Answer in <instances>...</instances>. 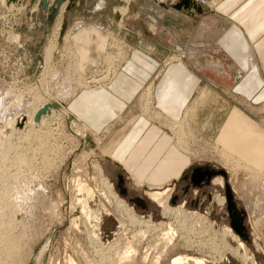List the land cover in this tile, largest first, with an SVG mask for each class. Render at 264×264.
<instances>
[{"label": "rangeland", "instance_id": "1", "mask_svg": "<svg viewBox=\"0 0 264 264\" xmlns=\"http://www.w3.org/2000/svg\"><path fill=\"white\" fill-rule=\"evenodd\" d=\"M111 1L117 6L125 5L128 7H126L127 10L124 14L120 15V19L119 17L118 19L114 18L116 7L114 8ZM111 1L71 0L69 3L67 1L68 4L64 1L59 5L58 0H54L51 5L46 4L43 7L40 0H36L32 4L30 0H4L3 5L2 0H0V248L3 250L7 243L16 242V240L17 242L13 245H16L17 249L19 248L18 255H14L17 258L10 257V259L0 249V264H153L155 261L156 264H169V261L176 255H184L190 258L191 260H188L189 264H195L193 258L202 259L205 264H252L251 261H254V264H264V190L262 189L263 200L258 199L255 194L256 191L253 190L254 182L248 180L249 176L246 174L248 171L246 172L245 169L239 166L237 171L232 174V171L218 160L219 152L217 151L219 146H215L216 137L220 131L218 128L230 118L233 109L242 113L245 120H249L247 117L252 116H250L251 112L248 107L258 108L262 106L263 111L261 110L256 117L259 120L264 119V72L260 80L252 72L243 78V82L242 79L238 80L237 86L233 88L235 97L231 95L237 101H234L231 97L228 99L216 92H213L210 97L204 93L201 99L202 102H199L198 106V109H200L196 117L198 126L194 125V119L192 120L190 116L185 118L188 124L193 125L199 131L201 130V134L203 133L204 144H198L194 139L188 142L192 144L191 146L195 145L194 147L197 145L203 149L207 148L204 149L206 152L202 153L203 156L201 155L202 159L200 161L191 160L190 154L182 152L180 148L174 146L176 135L173 136L174 133L164 122V117L162 121V118L153 117L152 114L150 116L148 115L149 112L142 111L143 104L140 105L142 109H139L140 106L135 105L134 101H136L140 91L134 97L130 95L132 96L131 100H122L126 107L121 109L124 110L120 114L122 116L118 117L117 121L112 122L113 127L118 126L130 113L136 115L133 119L134 126L138 124L143 126L134 133L129 131L126 134L125 139L131 138L132 141L126 147L127 152L123 155L124 157L148 133H153V126L156 125L155 127L159 129L157 139L144 150V157L149 162L144 167L145 169L141 171L142 173L137 176L140 184L131 180L127 169L122 164L114 161V155L110 156L104 152L105 147L103 145H107L113 137L112 134H107L105 137L107 132L104 130L92 132L87 128L89 131H86L81 129L84 127L80 122L71 125L69 119L61 117V115L53 116L52 114L45 117V122L41 125L26 127L23 131L20 129L13 131L5 127L4 123L8 117H16V114L24 109L23 106L21 107L23 109L16 106L19 100L17 98L21 97L23 99L22 102L20 98L22 105L25 101L27 103V101L32 100L38 92L52 93L53 90L57 95H65V91H68V93H71L67 97L69 99L66 107L70 110L68 103L84 89L82 88V79L76 75L79 67L82 66V60L79 57V51L77 52L72 43L64 44L57 36L58 46L53 49L51 58L47 63L45 62V47L47 42L52 41L50 37L55 31L56 25L58 27L60 24L61 29V20H63V23L67 22L66 26L70 25L71 27L81 19L84 20L86 25L87 23L91 25L94 23L105 27L104 30H110L113 34L111 38L109 37L113 42L109 46L113 49L116 46H124L122 50L128 48L127 53L131 54L133 48L139 47L142 51L147 52L142 48L146 45L142 44L140 40L143 39L146 44L152 45L145 38L152 33L154 34L157 29L149 27L151 22H148L146 11H141L138 8L142 1L135 3L137 7L134 6V8L133 2H136V0H129L128 2L123 0ZM194 1L196 0H162L160 3L171 8L183 9L186 4L187 7L193 5ZM203 1L210 2L211 0ZM233 1L239 2V0H218L212 9L205 7L208 10L204 13L213 12L212 10L217 9L225 13L224 10L230 7ZM10 2L15 5L9 7ZM250 2L254 1L251 0ZM255 2L254 7L250 8V3L241 7L235 13V16L241 13L240 19L244 26H247L250 22L252 24L258 22L259 30H264V0H255ZM36 4H38V8H34V11L36 8L37 10L35 11L36 14L33 12L31 20L28 18L30 10ZM65 4L68 5L67 9H65L67 6ZM98 4L101 5L97 7ZM188 9L190 10V8ZM220 16L226 19L225 15ZM260 17L262 22H260ZM188 19L190 20L187 21L191 23L187 24L192 26V17H188ZM120 20L121 22L118 23ZM171 23L177 25L178 28L181 23L180 28L183 31L191 29L175 16L171 17ZM7 34L8 36L13 34V36H17V39L15 40L14 37L9 38ZM196 39L197 36L193 35L189 43ZM175 40L176 38L171 39L172 44L170 47L165 44H162V46L167 47L165 51L168 52L169 49V52H171L170 54L175 60L172 63L173 66H175V63L179 65L176 61L178 56V59L186 67V60L181 55L188 52L189 47L187 48L188 45H186L184 50L182 48L185 47L184 44L180 45V41ZM177 46L181 48V51ZM243 47L244 45H240L238 50L241 52ZM218 51L221 54L224 49L220 46ZM177 52L179 55H177ZM220 58L222 57L220 56ZM158 60L162 67L166 65L163 64L162 59ZM263 60L264 55H262ZM111 62H109V65H111ZM170 62H173V60ZM222 62L224 63L223 66L226 67L227 62L225 60H222ZM115 63H117V60ZM107 66L108 64L103 66V63H98L97 68L93 71L94 74L85 80L98 78L101 74L102 76H104L103 74H109L108 72L111 71L107 69ZM159 67L151 76L152 79L156 75L154 77V92L158 87V81L161 80L162 71L160 72ZM248 67H250V64H248ZM189 76L188 79L191 84L197 82L201 85L202 82L199 81V77ZM230 81L231 78L228 77L220 76L218 78V82L223 85L232 83ZM103 82L108 84L110 81ZM98 83L89 82L87 85L93 86L98 85ZM147 83L143 85L146 86ZM197 92L199 93V89ZM194 95L197 94L194 93ZM177 96L178 94L175 93L172 98H177ZM242 96L249 100L250 104ZM240 97L244 100H241ZM16 99L17 101H15ZM153 99L150 107L154 108L155 105L156 107L158 105V102H155L154 94ZM13 100L14 102L11 104ZM94 100L96 107L100 108V111H104L103 102L99 101L98 98H94ZM176 103L173 105H177ZM175 111L180 113L179 109H175ZM178 117H181V114ZM34 121H37V118ZM79 121L81 120L79 119ZM160 121H162L161 124ZM263 123L262 131L264 133ZM157 128H155L156 131ZM99 138H103V140L100 141ZM126 141L128 140L124 142ZM172 153L174 155L170 157ZM137 166L139 167V165ZM160 167H164L163 171L160 172L162 175L157 176L161 179L153 184L149 179L152 175L158 173L157 169ZM262 167V177H264V154H262ZM196 168L210 172L223 171L225 176L216 173L208 180H205L206 176H203V179H200L196 184L192 179ZM215 176L222 177L224 187L215 186L211 182ZM104 177L109 184L112 183L110 185L116 196L124 201L125 206L123 208H118L115 205L114 197L106 191L105 183L102 181ZM263 180L264 178L262 183ZM76 181L87 185L91 189L93 197L88 198L84 192L75 189ZM245 181L248 184H253L244 183L248 185L244 195L249 196L252 203L255 204L257 199L258 204L260 203V206L258 204L254 206L253 215L251 213L249 215V212H247L249 210L245 205L244 196H237L232 191V187L233 189H240L239 185ZM160 187L170 189L166 205L173 210L179 209L180 213L177 211L164 213L161 207L148 199L145 191L149 188ZM226 187L232 192L234 206L239 211L240 218L242 217L244 230H241L240 233L231 225V212L228 210L227 203L219 204L218 201L219 197H224L226 201ZM37 190H39L38 194ZM33 191L36 196L31 194ZM41 191H43L42 196L39 195ZM17 194H22L21 196L26 198L18 197ZM82 198L87 199L88 208L86 212L88 215L85 211L84 214L81 211L79 202L82 201ZM30 212H32L31 215ZM260 218H263L260 221L261 223L258 222V220H261ZM137 219L140 222H137ZM147 220L149 222H145ZM252 222H257L255 224L258 225L255 234L253 232L254 223ZM94 225L98 227H94ZM168 225L173 228V240L170 242L165 235L168 231ZM224 225L230 227L234 236L224 233L222 227ZM238 242L244 244L248 259L244 260L238 254L230 251ZM125 251L127 252L124 255L127 256L125 259L119 260V257L123 256Z\"/></svg>", "mask_w": 264, "mask_h": 264}, {"label": "bare ground", "instance_id": "2", "mask_svg": "<svg viewBox=\"0 0 264 264\" xmlns=\"http://www.w3.org/2000/svg\"><path fill=\"white\" fill-rule=\"evenodd\" d=\"M3 1L4 0H2V5H3ZM34 1H36V0H34ZM53 1L54 0H45L46 4L48 6L51 5V3ZM64 1H66V3L68 1V3H69L71 0H58L59 5L61 3H64ZM109 1H111V0H109ZM123 1L128 2L129 0H123ZM157 1L160 2L162 0H157ZM196 1L198 3H200V4H198V3H195V1H194V3L196 4L198 13H202V12L205 11V7H208L209 9H212V7H214L213 5H216V3H217L218 0H211V1L209 0L210 2H208V1L205 2L203 0H196ZM111 2L113 4L114 8L116 7V12H115V9H114V18L118 19V17H119V19H120V15L124 14V12L127 10L126 9L127 6H125V5L117 6V4H114L113 1H111ZM67 4H65V5H67ZM206 4H208V5H206ZM12 5H15V4H13L12 2H10L8 6L11 7ZM100 5L101 4H98L97 7L100 6ZM35 7L38 8V4L34 5L33 8H31V10H30V16L28 17L29 19L32 18L33 12L35 13V11L37 10V8H36V10L34 11V8ZM67 8H68V5L66 6L65 9H67ZM12 9H13V7H12ZM18 9H20V8H18ZM116 13L118 14V16H117ZM219 19H221V18H219ZM221 20L224 21L223 19H221ZM61 21H62V23L60 22L61 23V29H60V24L58 25V27L56 25L55 31L51 35L52 37H50V39L53 42L52 41H49V43L47 42V46L45 47V56H44L45 62L47 63V61L49 60V58H51L50 56L52 55L53 49H55L58 46L57 43H59V41L57 40V36H59V38L62 40L61 41L62 43H64V44H70V43H72L74 45V47L77 49V52L79 51L78 53H80V56L79 57L82 60V66L79 67L78 71L75 68V70L77 72L75 70L74 71L76 72V75L79 76L82 79L81 80L82 81V86H83L82 88H84L83 91H86V92L87 91L88 92L89 91H92L94 93L95 92L100 93L103 90H106L109 87V84H111V81L113 80L114 76H116L117 72L120 71L121 66L123 64H125L126 61L128 63L130 54L127 53V52H128L129 49L126 47L127 49L122 50V47H124V46H122V47L121 46H116L113 49V47L109 46L110 44H113V42L110 40V38L113 36V34L110 32V30H108L109 32L107 30H104L105 27H103V26L101 27V26L96 25V24H94L92 22L91 23L93 25H91L90 23H87V25H86V23H84V20L81 19V20L76 21L75 24L71 27L70 25L69 26L68 25L66 26L67 22H64L63 23V20H61ZM120 22H121V20L118 21V23H120ZM62 26L64 28H62ZM155 26H154V23L153 24H151V23L149 24V27L150 28L155 29ZM198 31L199 32L197 33V39L194 40V41H191L190 42V46H188L189 47L188 48V52H186L185 54L181 55V57L183 59H185L186 57H190V55H199V54L201 55V53H203V49H202L203 48L202 47L203 44L212 42L213 41V38L217 36V33H221V30L220 29H211L208 25L207 26H201V27H199ZM7 36H8V34H7ZM8 37L9 38L10 37H12V38L14 37L15 40L17 39V36H15V35L13 36V34H11V35L9 34ZM68 40H69V42H68ZM140 41L142 42V44L146 45L145 47H142L145 51H147L146 53L156 56L155 58H157V59H162L163 60V64H168V62L171 63L170 62L171 60H173V63H174L175 60L173 59L172 55L170 54L171 52H169V49H168V52L165 51V49H167L166 46H163V48H164V50H163L162 48L159 49L156 45H154L152 43H151L152 45L146 44L145 43V40H143V39H141ZM212 44H214V43H212ZM177 48H179V50L181 49L179 46H177ZM112 54H114V55H112ZM177 55H179V53ZM185 55H186V57H185ZM247 55H248V58H249L248 59V64H250V67H248V68H250V72H252L258 79L259 78L261 79L262 77H261V73L259 71V65H258L257 59H256L257 57H256V54L253 51V49H252L251 46H249V48L247 49ZM114 57H116L117 59L116 58L114 59ZM176 58L178 59L179 57L177 56ZM177 59H176V61L179 63V65L177 63L176 64L180 68H182V69L185 68V66L183 65V63H181L180 59H178V60ZM116 60H117V63H115ZM135 60L138 63L140 62V64H142V65L144 64V62H142L141 60H139L137 58ZM109 62H111V65H109L110 64ZM98 63L99 64L100 63H103V66L108 64L107 69L111 71V72H108V73L109 74L111 73V74L110 75L109 74H103L104 76H102V74H101V76L98 77V78H92L90 80H85L87 77H91L94 74L93 71L97 68ZM194 64H195V67L196 68L201 67V65L199 63H197V62H194ZM209 66H213V67H216L217 66V69H221L220 65L216 64L215 62H213L211 64L209 63ZM66 74H67V72H66ZM53 75H55V74H53ZM57 78H58V76H57ZM106 80H108L110 82L108 84L104 83L103 81H106ZM58 82H60V81H58ZM89 82H95V83L99 82V83H98V85L89 86V85H87ZM69 83H71V82H69ZM195 84H196V82H195ZM129 85H131V84H129ZM92 87L94 89H91ZM130 87H132V86H130ZM153 87H154V83H153V80H151V82L147 86H144L140 90V92H139L140 94L137 96L136 101H134L135 102V105L136 106H140L141 104H143V107L144 108H143L142 111L145 110V112H149L148 115H150V116L152 114L153 117H156V118H159V119L162 118V121H163V117H164V122L167 123V126L169 127V129L174 133L173 136L176 135L175 136L176 137V140H175V143L176 144L175 145L173 144V145L175 147H177V148H180L182 150V152L184 151L185 153L190 154L191 155V160L193 159L194 161H200L202 159L201 158L202 153L204 154L206 152V150H204L206 147L204 149L203 148H200V146H197V145H196V147H194L195 145L194 146H191L192 144H189L188 142L191 139H194V140H196V143H198V144L199 143L200 144H204L205 143V139H204V137L202 135L203 133L201 134L200 133L201 130L199 131L196 128H194L193 125L191 126L190 124H188L187 119H185V118H187L188 116H190V118H192V120L194 119V122H193L194 125L195 126H198L196 117H197V113L200 111V109H198L199 108L198 106H199V102H202L201 99H202V95L204 93L207 94L208 97H210L213 92H216V93H219V94H221V95H223V96H225V97H227L229 99L231 97V95L234 96L233 95V92H230L229 90H226V89H224L223 91H220V90H217L214 87L213 88L212 87H210V88L207 87L205 89L199 88V93L197 92L196 93L197 95L196 96L194 95L193 98H192V100L190 101V103L185 107V109H184V111L182 113L181 118L180 119H172L165 112H163L162 110H160L161 108L159 109L156 106H154V108L153 107H150L151 101L154 100L153 99V94H154L153 93L154 92L153 91ZM51 88H53V87H51ZM68 88H70V87H68ZM68 88H67V90H69ZM26 90H29V89H26ZM72 90H75V89H72ZM45 92L46 91H44V93H41V92L40 93L39 92L36 93L32 100L27 101V103L25 101V103H23L22 105H21V103L23 102V99L20 97L22 99V102H20L21 99L20 98H17L18 95H19L17 93L18 95H17V97L16 96L15 97L17 99H19V100L17 101V99H16L15 101H17L18 104L16 102L17 105L16 104H14V105H16L18 108H21L23 106L24 109L21 108L23 110L20 109L21 111H19V109L17 108L18 111H19L18 113L16 111V113H17L16 115L17 116L16 117L14 116V117H11V118L8 117V119L4 123L5 127L6 128H9V129H11L13 131H18L19 129L21 131H23V130L26 129V127H33V126L38 125V124L41 125L43 122H45V119H46L45 117L50 116L52 114L53 116L54 115H58V116L61 115V117L63 116L64 118L69 119L71 121V125H73L74 123L77 124L78 122H80V124L84 127V128H81V129H85L86 131H89V129H87L88 127L83 122L79 121L78 117L75 116L74 113L71 112V110H68L67 107H66V104L68 102L67 100L69 99V98L67 99V97H69L68 95L71 92L68 93V91H65V95H62V94L57 95V94L54 93L55 91H53V90H52V93H45ZM242 97H244V96H242ZM244 98L241 99V97H240L241 100H244ZM207 101H209V100H207ZM234 101H237V100H234ZM13 102H14V100L11 102V104ZM246 102L249 103V100H247ZM111 105L114 108L113 109V111H114V114H113L114 115V119L105 127L104 131L107 132L105 134V137L107 136V134H112L113 137H112V140L107 145H105V144L103 145L102 144L105 147L104 148V152L106 154L110 155V156L111 155L112 156L114 155V157H113L114 158V161L122 164L127 169L128 175L131 177V180H133L137 184H140L139 183V178L137 176H139L142 173L141 171H143L145 169L144 167L146 165H148L147 163L149 162V161H147V158L146 157H144V159H143L144 150H145V148L147 146H149L154 141L156 135L158 134V130L159 129L157 127H155L156 125L153 126L152 127L153 133H148L144 137V139H142V141L140 143H136L135 144V147L134 146H133L134 148L132 147L133 150L131 148L130 151H129V153H128V155L126 157H124L123 155L127 152L126 151V147L128 146L129 142L132 141V140H130L131 138L130 139H125L126 134L129 131L131 133H134L138 129L143 128V126H140V124H138L137 126H134L135 124L133 123V119L136 117V115L130 113V114H128L126 116L125 119L122 120V122L118 126L113 127L112 122L117 121L122 116V115L120 116V114L124 110H121V109L125 108L126 106L125 105H122V104H119L117 102H114V101L111 102ZM153 105H151V106H153ZM12 108H16V107H12ZM248 108H250L249 109V111L251 112L250 113V116H252L250 118L247 117L249 120H245V117H244V115H242V113H240L236 109H233L232 113H230L231 114L229 116L230 118L227 119L225 122H223V125H221V127L218 128L220 131H219V134L216 137V145L215 146H217V147L219 146V150L217 151V152H219L218 153V160L221 162V164H223L226 167H228L227 169H229L230 171H232V174L237 171V169H238L239 166H240V168L245 169L246 172L248 171L246 174L249 176V179H248L249 182H254V184L253 183L252 184L254 185L253 186V190L256 191L255 194L258 196V199L263 200L262 199V189L264 190V184H263L264 182L262 183V179L264 177H262V168H263L262 167V154H264V133L262 131V123L264 122V119L263 120L262 119L259 120V118L256 117L261 112V110H262L263 107L260 106V107L256 108V107L253 106V107H248ZM137 109H138V107H137ZM139 109H142L141 106L139 107ZM35 118H37V121H34ZM150 119H152V118H150ZM162 121H160V124H161ZM18 126H20L21 128H19ZM203 127H204V125H203ZM155 128H157V131H156ZM77 132H79V131H77ZM45 135L47 136V134H45ZM105 137H103V138H105ZM103 138H99V140L102 141ZM125 140H128V141L124 142ZM208 149H209V147H208ZM203 150H204V152H203ZM16 157H17V155H16ZM20 159L22 160L23 158L20 157ZM139 160H141L140 163H139ZM23 161H24V159H23ZM18 162H19V159H18ZM23 163H25V162H23ZM20 164H21V162H20ZM137 165H139V167ZM222 173H219V174H221L222 176H225L224 172H222ZM213 175H210V177L213 176ZM205 180H208L207 177H205ZM102 181H103V183H105V188H106V191L108 192V194L110 196L114 197V202L116 203L115 205L118 208H123L125 206L124 205V201L121 200L120 198H118L116 196L115 192L112 190V186L110 185L112 183L109 184L108 180L105 177L102 178ZM76 182H77V184L76 183H75L76 185L74 184L75 185V189H77L80 192H84L86 194V197H88V198L93 197L92 196L91 189L87 185H85L84 183H82L80 181H76ZM211 182L214 183L215 186L217 185L218 187H224V181H223V179H222L221 176H215V177H213ZM244 183L248 184V182L245 181V182L241 183V185H239L240 186V189L239 188H234L233 189V187H232V191L237 196H244V198H245L244 199L245 200V205H246V207L249 210L247 212H249V215H250V213L252 214L253 211H254V209H255L254 206H256L258 204V202H257L258 199L256 200V202L254 204V203H252L249 200V196H245L244 195L245 194L244 191L246 190V186L252 185V184L246 185ZM165 186H167V185H165ZM167 187L149 188L148 190L145 191L146 192V196L148 197L149 200H151L152 202L156 203L157 206L161 207V209H162V211L164 213H167V212L170 213L171 211H177V212H179L180 211L179 209L173 210L172 208H168L167 205H166L167 199H168V196H169L168 195V191L170 190ZM41 188L43 189V187H41ZM235 189H237V191H235ZM38 191L39 190H37V194H38ZM33 192L31 194H34L36 196V193L35 192L33 193ZM229 192H230V194H231V196L233 198V195H232V192L230 191V189H229ZM17 193H19V191ZM42 193H43V191H41V193L39 195H41ZM26 194H29V193H26ZM225 194H226V188H225ZM21 195L22 194H19L18 197L21 196ZM13 197H15V196H13ZM21 198H24L25 199L26 197L25 196L24 197L21 196ZM219 198L220 199L217 198L218 201H219V204H225V203H227V197H226V201H225V198L224 197H219ZM11 199H13V198H11ZM250 199H252V198H250ZM15 201L16 200L14 199V202ZM232 202H233V200H232ZM79 204L81 206V211L84 214V211L86 212V210L88 208L87 199L86 198L85 199L82 198V201L79 202ZM233 204H234V202H233ZM261 211H262V209H261ZM31 214H32V212H30V215ZM257 214H258V212H257ZM257 214H256V217H257ZM86 215H88L87 212H86ZM89 215H90V213H89ZM97 217H99V216H97ZM91 218H92V216H91ZM258 218H259V216H258ZM262 219L261 220H258V222L262 221ZM137 220H138L137 222H140L139 219H137ZM240 220H241V224H242V217L240 218ZM250 220H252V219H250ZM252 221H256V220H252ZM145 222H149V221L147 220ZM252 223H254L253 224V232L255 234V231L258 229L257 228L258 225L255 224L257 222H252ZM119 224H121V223H119ZM96 226L97 225H94V227H96ZM222 227H223V230H224V233L225 234H228V235L230 234V235L234 236L232 234L233 232H232V230L230 229L229 226L227 227V226L224 225ZM242 227H243V230H244V226L243 225H242ZM167 228H168V231H166L165 235H166L167 240L170 242V241L173 240V228L170 225H168ZM94 234L97 235L96 232H94ZM22 238H23V235H22ZM230 238H232V237L230 236ZM16 242H17V240H16ZM16 242H13L12 241V243L11 242L7 243L5 245V247L4 246H1L2 248L4 247V249H3L4 251L0 248L2 250V252H4L5 255L9 259H10V257H14L15 254L18 255L17 253H19L18 252V249L19 248L17 249V246L16 245H13V243H16ZM28 249H30V248H28ZM230 251L238 254L239 257L242 258V259H244V260L245 259H248L247 255H246L245 246H244V244L242 242H238L237 245L233 249H230ZM126 252L127 251L123 252V256H120L119 257V260L125 259V257L127 255H124V254H126ZM14 258H17V256L14 257ZM24 258H25V256H24ZM4 259H6V258H4ZM188 260H191V259L188 258L187 256H184V255H176L174 258H172L169 261V264H189L188 263ZM193 262L195 264H205L202 259H197V258H193ZM251 262H252V264H254V261H251ZM153 264H156V261Z\"/></svg>", "mask_w": 264, "mask_h": 264}, {"label": "crops", "instance_id": "3", "mask_svg": "<svg viewBox=\"0 0 264 264\" xmlns=\"http://www.w3.org/2000/svg\"><path fill=\"white\" fill-rule=\"evenodd\" d=\"M139 1H142V4H139L138 8L141 11H146L148 22L152 21L151 23H154V26L156 25L155 30L157 29L154 34L152 33L148 35L145 39L156 45L159 49L162 48L164 50L162 44L170 47L172 44L171 39L174 38H176L175 41H180V45L184 44L185 47L182 48L186 49V45L190 46L189 40L193 35L197 36V33L199 32L198 29L201 26L208 25L211 29H220L221 33H217V36L213 38L212 42L203 44V53H201V55L186 57V67L183 69L176 63L175 66H173V62L162 67L159 60L155 58L156 56L142 51L139 47L133 48L128 63L126 61V63L122 65L120 71L116 74L106 90H103L100 93H94L92 91L86 92L82 90L76 94L77 96L75 95L76 97L74 96L75 98L73 97L74 99H71L72 101L70 100L71 102L68 103L71 112H73L74 115L77 116L92 132L103 131L114 119V108L111 105V102L114 101L125 105L123 102L131 100L132 96L134 97V95L144 87L143 84H146L151 79V76L159 67V64L161 65L159 70L160 72L162 71V74L161 80L158 81V87L156 91L153 92L154 98L155 101L158 102L157 108H161L160 110L165 112L172 119L181 118L178 117V115L180 116L181 114L182 116L185 107L190 103L192 100L191 98H193L194 93H197V89L199 88L205 89L207 87H214L220 91L226 89L230 92H234L233 88L237 86L238 80L242 79L243 82V78L251 74L250 68H248V55L246 53L249 46L252 47L257 55L256 59L262 77V73L264 72V60L262 61V55H264V30H259L258 22H253V24L250 22L247 26H244L240 19L241 13L239 15L236 14L237 16H235V13H237L241 7L247 5V3H250V8L254 7L256 4L255 0H253L254 2H250L251 0H239L238 3H236L237 1H233V4L224 10L225 13L218 9L212 10L214 13H198L195 4L197 1L189 7L185 5L183 9H176L175 7L171 8L156 0H136V2H133V8L136 6L135 3ZM100 2H103V0H100ZM188 8H190V10ZM205 11H207L206 8ZM220 15H225L226 19ZM172 16H175V18H178V20L186 24L191 23L187 20H190L188 17H192V26L187 24V27H190L191 29L189 31H187V29L186 31H183V29L180 28L182 25L181 23L179 24V28L176 27L177 25L171 23ZM260 22H262L261 17ZM251 30L256 32H252ZM240 45H244L241 52L238 50ZM220 46L224 49V52L221 54H219L218 51L220 50ZM222 54L224 55L222 56ZM220 56L222 58H220ZM136 58L142 60L144 64L142 65L140 62L138 63L135 60ZM222 60L227 62L226 67L223 66L224 63ZM194 62L199 63L201 67L196 68ZM213 62L220 65L221 69H217V66H209V63L211 64ZM189 75L196 76V78L199 77L202 86L197 82L196 84L195 82L191 84L188 79L190 77ZM220 76L231 78L230 82L232 83H228V85L220 84L218 82ZM154 77L151 79L153 80V83ZM150 82H148L147 85ZM154 88L155 86L153 89ZM175 93L178 94L177 98H172ZM187 93L188 95H186ZM94 95L96 96L93 97ZM94 98H98L99 101L103 102L104 111H100V108L96 107V104H94ZM175 103L177 105H173ZM175 109H179V112L181 109L182 110L178 113ZM157 137L158 134L155 139H157ZM173 155L174 153H172L170 157ZM163 169L164 167H160L157 169L158 173L150 177L149 180L153 184H156L157 181L161 179L157 176L162 175L160 172H162Z\"/></svg>", "mask_w": 264, "mask_h": 264}, {"label": "water", "instance_id": "4", "mask_svg": "<svg viewBox=\"0 0 264 264\" xmlns=\"http://www.w3.org/2000/svg\"><path fill=\"white\" fill-rule=\"evenodd\" d=\"M33 1L34 0H30V3L32 4ZM40 2H41L43 7L46 6L45 0H40ZM63 26H62V28L65 27V26L64 27ZM222 172L223 171H211V172L210 171H205L204 176H206L207 179H208V178H210V175H213V174H216V173L219 174V173H222ZM200 179H202V178H200ZM195 183H198V182H195ZM226 197H227L228 210L231 212V225L233 227H235V229L240 233L241 232L240 229H243L242 224H241V220H240V214H239V211L236 210V208H235V206H234V204L232 202V196H231V194L229 192V189L227 187H226Z\"/></svg>", "mask_w": 264, "mask_h": 264}, {"label": "flooded vegetation", "instance_id": "5", "mask_svg": "<svg viewBox=\"0 0 264 264\" xmlns=\"http://www.w3.org/2000/svg\"><path fill=\"white\" fill-rule=\"evenodd\" d=\"M205 171L204 169H201V168H196L194 169V175L192 176V179L194 182H198L200 178H202V176H204L205 174ZM243 230V229H240V231Z\"/></svg>", "mask_w": 264, "mask_h": 264}]
</instances>
